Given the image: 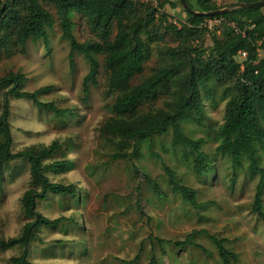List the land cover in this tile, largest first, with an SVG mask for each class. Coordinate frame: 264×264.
Here are the masks:
<instances>
[{"label": "rangeland", "instance_id": "374dc122", "mask_svg": "<svg viewBox=\"0 0 264 264\" xmlns=\"http://www.w3.org/2000/svg\"><path fill=\"white\" fill-rule=\"evenodd\" d=\"M215 2L230 6L235 0ZM45 7L54 20L48 29V48L37 41L28 43L27 55L16 49L0 52V78L8 73L22 75L25 79L20 88L22 92L51 87L39 101L52 103L68 113L57 118L27 100L9 96L12 152L44 148L53 142L62 145L46 163L68 160L71 168L62 173H48L47 177L52 183L74 186L77 200L51 194L46 200L37 201L36 210L40 215L49 220H65L56 228L39 227L34 231V239L27 249L28 261L33 264H125L121 261L148 264L154 256L159 264H220L215 247L204 235H195L193 243L206 253L190 246L183 250L174 246L193 232L205 231L211 237L225 240L228 250L238 255L237 264H264V223L252 212L258 176L248 172L245 160L240 167H233L228 157L215 152L219 145L218 129L225 115L223 88L211 85L209 92L203 94L206 120L201 128L191 121L183 123L187 136L204 140L202 151L210 162L208 175L200 178L194 175L191 161L183 157L181 149L171 146L170 134L156 137L151 149L147 143H137L119 151L99 133L111 116L110 107L116 97L107 89L103 58L95 57L96 71L85 95L83 81L89 74V64L82 55L75 54L70 65L69 45L62 38L55 10L50 5ZM166 11L171 20L185 17L180 8H166ZM71 20L73 35L79 43L98 42L79 15L72 14ZM157 31L162 33L161 29ZM164 44L174 45L169 37L159 48ZM209 44L207 36L204 45ZM157 48V43L151 45L144 70L133 78L132 86L163 63ZM259 55L264 58V52ZM2 103L0 96V115ZM119 154H126L127 158H115ZM258 156L264 169V146L259 148ZM161 161L175 172L181 185L195 193L197 209L171 190ZM144 175L156 182L159 193L153 191ZM29 188L27 161L12 162L5 171L0 196V242L18 238L24 226L33 221L26 218L21 205L22 196ZM70 219L76 224L69 222ZM150 235L163 241L162 250L156 242L149 241ZM22 252L20 247L0 249V264H11V259L20 257Z\"/></svg>", "mask_w": 264, "mask_h": 264}, {"label": "trees", "instance_id": "16d2710c", "mask_svg": "<svg viewBox=\"0 0 264 264\" xmlns=\"http://www.w3.org/2000/svg\"><path fill=\"white\" fill-rule=\"evenodd\" d=\"M148 1L0 0V52L16 49L22 55H27L28 43L37 41H41L47 49L48 29L54 20L45 6H52L62 38L69 45L70 65H73L75 54L82 55L89 64V74L83 81L85 95L88 93V82L93 80L96 71L95 57L103 58L107 89L116 97L110 107L111 116L99 133L119 151L137 143H147L151 149L156 137L170 134L171 146L181 149L183 157L191 161L192 171L198 178L208 175L209 158L202 151L204 140L187 136L183 123L191 121L201 128L206 120L203 94L209 92L211 85L223 88L225 115L218 129L219 145L215 152L228 157L233 167H240L245 160L248 172L258 176L252 212L264 223V169L258 156L259 148L264 146V58L259 55L264 52V14L262 8L240 7L264 0H235L230 6H219L215 0H184L197 15L186 11L178 0H160L156 7ZM166 8H180L185 17L171 20ZM223 9L229 11L216 17L199 15ZM72 14L80 16L90 32L97 36L98 42L79 43L76 40ZM214 18L223 19L220 29L208 31L202 26L206 20ZM157 22H160L159 28ZM207 36L210 37V44L205 46ZM166 37L174 45L164 44L159 48ZM154 43L158 44V57L163 63L132 86L133 78L142 74ZM240 52L246 53L242 62L238 58ZM24 82L22 75L14 73L0 78L3 102L0 115V196L8 166L16 160H26L30 170V188L23 194L21 205L26 218L33 219L24 226L18 238L0 242L1 250L15 247L23 250L20 257L11 259V264H33L27 259V249L34 239V231L39 227L56 228L65 220H49L40 215L36 210L37 201H44L51 194L77 200L74 186L52 183L47 177L48 173H62L71 168L68 160L46 163L61 150L62 145L53 142L44 148L12 152L9 96L15 100H27L57 118L68 113L52 103L39 101V97L50 92L51 87H43L32 93L22 92L20 88ZM115 156L117 159L127 158L126 154ZM161 166L171 190L197 209L195 193L181 185L175 172L162 161ZM144 178L153 191L159 193L156 182L147 175ZM69 222L76 224L72 219ZM195 235H204L211 241L220 264L238 263V255L228 250L224 239L211 237L205 231L193 232L184 241L174 243V246L182 250L190 246L206 253L201 246L193 243ZM148 239L156 242L161 249L162 240L152 235ZM148 264L159 263L152 256Z\"/></svg>", "mask_w": 264, "mask_h": 264}, {"label": "built area", "instance_id": "2783aa9c", "mask_svg": "<svg viewBox=\"0 0 264 264\" xmlns=\"http://www.w3.org/2000/svg\"><path fill=\"white\" fill-rule=\"evenodd\" d=\"M151 1L154 6L156 7L159 3L160 0H149ZM177 27H180V24L179 23H176V21L173 22ZM224 21L222 18H214V19H209V20H206L202 26L207 29L208 31H213L215 30L216 28L218 27H221L223 25ZM238 58H239V61L242 62L244 61V59L246 58V53L244 52H240L238 54ZM241 69H243V66H241Z\"/></svg>", "mask_w": 264, "mask_h": 264}, {"label": "water", "instance_id": "95a60500", "mask_svg": "<svg viewBox=\"0 0 264 264\" xmlns=\"http://www.w3.org/2000/svg\"><path fill=\"white\" fill-rule=\"evenodd\" d=\"M180 2V4L182 5V7L188 11L189 13H192V14H196V13H193L187 6V3L184 1V0H178ZM240 7H246V8H263L264 7V1H261V2H256V3H252V4H242L240 5ZM229 11V9H223V10H219V11H215V12H212V13H208V14H199L200 16H207V17H216V16H221V15H224L226 14L227 12ZM197 15V14H196Z\"/></svg>", "mask_w": 264, "mask_h": 264}]
</instances>
